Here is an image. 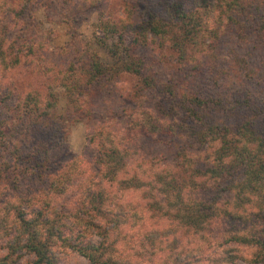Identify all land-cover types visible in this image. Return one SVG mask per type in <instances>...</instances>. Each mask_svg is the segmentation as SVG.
Here are the masks:
<instances>
[{
  "label": "clouds",
  "instance_id": "clouds-1",
  "mask_svg": "<svg viewBox=\"0 0 264 264\" xmlns=\"http://www.w3.org/2000/svg\"><path fill=\"white\" fill-rule=\"evenodd\" d=\"M0 264H264V0H0Z\"/></svg>",
  "mask_w": 264,
  "mask_h": 264
}]
</instances>
